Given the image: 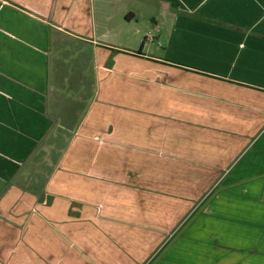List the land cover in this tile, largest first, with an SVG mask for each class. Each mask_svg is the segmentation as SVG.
Instances as JSON below:
<instances>
[{
  "label": "crops",
  "instance_id": "0c3cea01",
  "mask_svg": "<svg viewBox=\"0 0 264 264\" xmlns=\"http://www.w3.org/2000/svg\"><path fill=\"white\" fill-rule=\"evenodd\" d=\"M0 264H264V0H0Z\"/></svg>",
  "mask_w": 264,
  "mask_h": 264
}]
</instances>
